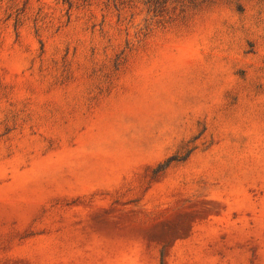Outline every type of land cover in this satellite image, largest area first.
<instances>
[{
  "label": "rangeland",
  "instance_id": "obj_1",
  "mask_svg": "<svg viewBox=\"0 0 264 264\" xmlns=\"http://www.w3.org/2000/svg\"><path fill=\"white\" fill-rule=\"evenodd\" d=\"M0 264H264V0H0Z\"/></svg>",
  "mask_w": 264,
  "mask_h": 264
}]
</instances>
